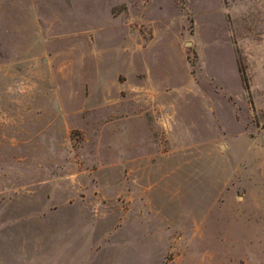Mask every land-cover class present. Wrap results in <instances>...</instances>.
<instances>
[{
	"label": "rangeland",
	"instance_id": "obj_1",
	"mask_svg": "<svg viewBox=\"0 0 264 264\" xmlns=\"http://www.w3.org/2000/svg\"><path fill=\"white\" fill-rule=\"evenodd\" d=\"M0 264H264V0H0Z\"/></svg>",
	"mask_w": 264,
	"mask_h": 264
},
{
	"label": "trees",
	"instance_id": "obj_2",
	"mask_svg": "<svg viewBox=\"0 0 264 264\" xmlns=\"http://www.w3.org/2000/svg\"><path fill=\"white\" fill-rule=\"evenodd\" d=\"M245 80V84H246V86H247V81H246V79H244Z\"/></svg>",
	"mask_w": 264,
	"mask_h": 264
}]
</instances>
